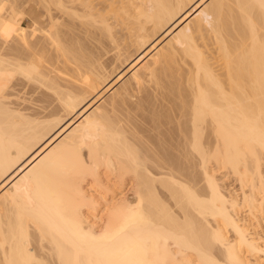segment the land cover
<instances>
[{"label":"bare ground","instance_id":"bare-ground-1","mask_svg":"<svg viewBox=\"0 0 264 264\" xmlns=\"http://www.w3.org/2000/svg\"><path fill=\"white\" fill-rule=\"evenodd\" d=\"M118 1L0 0V264H262L264 0Z\"/></svg>","mask_w":264,"mask_h":264},{"label":"rangeland","instance_id":"rangeland-1","mask_svg":"<svg viewBox=\"0 0 264 264\" xmlns=\"http://www.w3.org/2000/svg\"><path fill=\"white\" fill-rule=\"evenodd\" d=\"M93 2V4H95L96 5V9L97 10H100V12H101V15H107V13H111L112 12V10H111V6H109V4L111 3V2H106V0L104 1V0H92ZM115 1H117V0H114V2ZM126 1V0H125ZM124 0H120V3H119V1L116 3V6H117V4H123V2H124V4L125 5H127L126 4V2H125ZM113 2V1H112ZM124 4H123V6H124ZM110 7V8H109ZM119 7V6H118ZM114 8H117V7H114ZM57 13V12H56ZM53 14H55L54 12H53ZM57 15V14H56ZM56 15H54V16H56ZM26 18H22L21 19V21H20V26L21 27H23V28H29L30 27V23H29V21L26 19ZM170 38V36H166L165 38H163V40H162V43L163 42H165L166 41V39H169ZM162 43H161V45H162ZM154 45V44H153ZM151 47H152V45H151ZM148 49H150V48H148ZM54 54V55H53ZM53 55V56H52ZM53 57L52 59L54 60L56 57L55 56H58V54L57 53H55V52H50V56L49 57ZM51 59V61H52V63L54 62L53 60ZM59 58L57 57V59H55V62L58 60ZM215 61V60H214ZM53 63V64H56V66L58 67L59 66V62L57 61L56 63ZM58 64V65H57ZM211 64H212V66L214 67V68H216V62H213V60H211ZM60 65H62V63H60ZM63 67H65L64 69L62 68L61 69V66H59L58 68H60L61 70H66V71H68L67 73H71L72 71H69L70 69V67H66V65L65 66H63ZM68 70H67V69ZM69 73V74H70ZM71 75V74H70ZM128 76V75H127ZM127 76L126 77H124L125 79L127 78ZM122 79V81L120 82V83H118L119 85L123 82V80H125V79ZM67 82V81H66ZM70 83H72L73 84V82H70ZM99 84V82H96V83H93V84H91V90H96V89H94V88H96V86ZM116 85V86H119V85ZM8 88V102H9V107L10 108H12L13 110H15V111H19V113H22L23 115H25L26 117H29V118H31V120H38V118H39V121H44L45 120V122H52L53 120H56V121H58L59 119L60 120H62L64 117V114H63V112H60V111H62L61 109H60V107L58 106V107H56L55 105L56 104H58V103H55V102H53V101H51L52 102V104L54 105V103H55V105L53 106L51 103H50V99L48 100H46L45 98H47L48 96L47 95H45V94H43V90H41L42 92H40V90H38V89H40V88H38L37 86H33L32 84H29V83H27L26 81H24V80H22V79H20V78H16V79H13V80H11V82L9 83V87H7ZM37 89V90H36ZM115 89V87L113 88V90ZM113 90H111V91H113ZM40 92V93H39ZM44 93H46V92H44ZM111 93V92H110ZM41 95H42V97H41ZM108 95H109V91H108V89L106 90V91H102L100 94H99V96H101V98L100 99H102V98H106L107 99V97H108ZM44 96V97H43ZM47 96V97H46ZM43 98V99H42ZM100 99L98 100V101H100ZM105 99V100H106ZM43 100H45V102H42ZM47 101V102H46ZM97 101V102H98ZM103 100H101L100 101V103L102 102ZM97 102H95V103H93L90 107H89V109H87V111H86V113L85 114H87V112L88 111H90V110H92L91 108H93V106L94 105H96V103ZM49 104V105H47L46 106V104ZM97 104H99V103H97ZM45 107H47L45 110L43 109V108H45ZM56 109H55V108ZM96 106H94V108H95ZM43 110L45 111V112H43ZM42 111V112H41ZM41 112V113H40ZM38 113H40L39 115H38ZM42 114V115H41ZM43 114H45V115H47V114H49V116H45V117H42L43 116ZM37 115H38V117H37ZM63 115V116H62ZM39 116H41L42 117V119H41V117H39ZM63 117V118H62ZM37 118V119H36ZM41 119V120H40ZM48 120V121H47ZM80 121L81 120V117L80 116H78L76 119H74L73 120V122H72V124H77L76 122L77 121ZM78 121V122H79ZM172 164H174V165H176V164H179V166L178 165H176V168L177 167H179V169H176V170H179L180 171V168L182 169V168H184L185 166H186V164H185V166H184V163H172ZM183 164V165H182ZM188 166L190 165L189 163L187 164ZM173 168H174V166H172ZM197 167V166H196ZM198 169V167L196 168V170ZM215 170V169H214ZM197 171H199V169L197 170ZM216 171V170H215ZM221 171L222 170H220V171H216V176L219 178H221L222 176H223V174L225 175V173H224V171H222V173H221ZM262 177H263V179H264V165H263V167H262ZM227 175V174H226ZM228 176L229 175H227V176H225V179H222L223 181H225L226 183V185H225V188H224V190L225 191H227V192H229V193H233V194H235V195H237L238 197L240 196V188H239V185H238V183L235 181V183H234V178L232 179V177H230V178H228ZM227 177V178H226ZM221 180V181H222ZM9 186V185H8ZM250 224H251V227H255L256 225H254L253 224V222H250ZM253 224V225H252ZM253 227V228H254ZM257 229V230H256ZM255 233L257 234V235H261L262 234V232H263V234L262 235H264V229L261 231L259 228H255ZM260 231H261V233H260ZM259 233V234H258ZM220 259V258H219ZM221 260L222 259H220V262H221ZM260 262L262 263V264H264V257H263V259H260Z\"/></svg>","mask_w":264,"mask_h":264}]
</instances>
